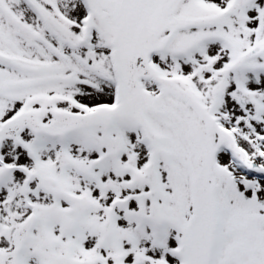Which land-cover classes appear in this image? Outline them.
Instances as JSON below:
<instances>
[{"label":"snow or ice","instance_id":"1","mask_svg":"<svg viewBox=\"0 0 264 264\" xmlns=\"http://www.w3.org/2000/svg\"><path fill=\"white\" fill-rule=\"evenodd\" d=\"M0 264H264V0H0Z\"/></svg>","mask_w":264,"mask_h":264}]
</instances>
